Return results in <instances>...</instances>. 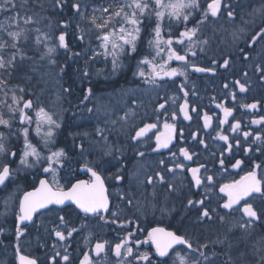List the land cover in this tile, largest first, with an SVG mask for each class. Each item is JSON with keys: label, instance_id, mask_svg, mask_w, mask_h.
I'll use <instances>...</instances> for the list:
<instances>
[{"label": "snow or ice", "instance_id": "snow-or-ice-1", "mask_svg": "<svg viewBox=\"0 0 264 264\" xmlns=\"http://www.w3.org/2000/svg\"><path fill=\"white\" fill-rule=\"evenodd\" d=\"M50 8L56 15L62 18L57 21L59 35L54 36L50 32L42 30L41 25L47 18L42 16L45 9ZM240 5H233L231 0H210L206 8H201L200 0H51L49 5H45L42 0H0V190H6L9 185H14L19 191L21 181H28L32 178L31 190H24L22 196L16 197L18 203L17 211L14 215V235L17 241L15 246V259L17 264H40L37 257L23 254L20 241L25 236L30 224H34V217L44 216L48 213H55L58 223L51 229V235L56 238V243L52 245L54 255L50 257V264H71V258L67 247L64 254L56 251V244L64 242L67 244L74 234L88 227L86 221L95 218L102 221L115 233L112 240H97L89 252H84L79 264H99L96 258H115L114 264H217L221 255L227 257L221 264H237L231 254L232 245L228 242V234H223V238L216 240L199 241L193 240L186 232L180 229L170 230L168 227H150L145 229L142 224L136 223L138 216L129 218L122 215L119 205L110 202V193L105 186L104 172L107 171L110 160L106 157H114L113 146L108 142L109 131L107 128L97 127L95 129L98 139L93 141L95 145H103V149L97 154L96 159L85 160L84 170L90 174V179H77L75 183L69 181L66 185L60 183V171L65 168L68 161L67 152L63 148H56V134L62 127L60 117L50 112L43 106L39 97L29 98L30 93L26 87L17 84L10 88V79L14 72L22 70L29 64H34V55H29L33 46L39 50V59L47 60L49 65H56V56L60 50L71 59H79L82 55L90 60L103 57L106 61L111 57L112 71L116 72L123 67V59L138 54L140 45L146 44L148 54L142 56L136 65L134 76H138L144 83L157 87L162 86L161 82L171 80L175 83V78H188L187 69L191 66L195 72L215 73L217 68L225 70L231 67V60L224 58L222 63L216 59L211 61L215 67L197 66L190 57H197L196 48L204 51V46L209 44L208 38H202V26L209 21H215L223 17L232 26L231 35L236 50L244 62H248L251 52L255 51L257 45L264 41V0L259 8H252L245 13L242 9L237 11ZM70 15L63 17L65 10ZM199 11V18L195 19L192 27L189 23L194 19V12ZM248 17L246 19L245 17ZM260 24H256V19ZM177 25L182 26L180 30ZM51 28L48 20L46 25ZM175 28V33L173 29ZM70 38H74L84 44L83 52L72 50ZM238 41H243L244 47H240ZM95 43V47L92 45ZM91 53L90 56L88 54ZM173 61L180 62L179 67H171ZM88 61H85L87 66ZM254 73L258 74V79L264 82V53L260 55L259 62H255ZM145 68L149 69L148 71ZM63 72V68H61ZM88 75L87 67L83 73ZM245 81L248 73L244 72ZM224 89H229V84L223 85ZM232 89H238L239 93L249 91L246 82L236 79L232 81ZM178 90L183 93V103L178 105V111L171 112L166 108L168 101L159 103L154 109L155 122L144 123L142 127L135 130L131 136L132 141H140L149 132L158 129L160 122H163V132L157 131L155 134L156 146L153 151L161 148H169L173 140L179 136L183 138L182 130H177L175 121L178 113L183 114L184 120H191L190 111L199 112L195 106H190L189 91L185 84L178 85ZM63 93L70 94L71 88L62 89ZM11 93V95H9ZM92 89L87 90L84 100H88L92 95ZM193 95L195 91L193 90ZM227 97L236 101L237 92L229 90ZM135 102V101H133ZM83 103V101H81ZM175 103V100H173ZM257 103L242 104L241 107L255 110ZM216 107L223 112V118H218V128L215 139L224 142V150L220 152L218 164L220 169L227 171L225 153L232 156L233 148L240 147V140L235 139V143L230 142L227 131L237 133L241 131V122L233 116L235 109L226 106L224 103H217ZM87 112H92V108L85 105ZM34 113V115H32ZM128 113H125L121 120H126ZM233 117L235 122L229 121ZM204 121L203 128L211 127L212 116L207 112L201 117ZM169 120L172 122L170 123ZM115 124L116 121H111ZM19 127H16V125ZM228 124L227 130L222 126ZM251 124L264 126V115L258 119H252ZM32 125H35L34 129ZM15 129V130H14ZM31 131L39 137L37 143L30 139ZM88 136V133H83ZM253 133L243 131V137L247 140ZM22 137V147L13 150L10 138ZM193 139L204 145L203 139L193 134ZM255 141L264 143V137L255 135ZM80 155L83 157L86 152L92 154V146L86 149L83 144L77 145ZM55 149V150H53ZM259 150V149H258ZM120 152L119 148L115 149ZM245 153L251 152L252 148L244 149ZM140 157L144 156L139 152ZM173 164L166 167V172L175 173L177 170L184 171L186 165L184 161L193 160L195 153H190L185 147L179 148V153H171ZM215 155V153H213ZM232 169H240L243 160L234 159L231 162ZM165 165V161H160ZM264 168V164H255L254 168L239 180L224 183L219 186V193L223 194V203L217 206L228 210L225 215H220L216 208L205 205V198L198 200L188 199L187 206L199 207L197 222L212 221L215 216L221 224L234 211L241 215L233 217V223L228 228V233L233 229H239L246 237L252 241L253 252L258 254L259 260L256 264H264V232L257 233L258 226L264 225V176L258 177L256 169ZM208 172L205 164L196 167H189L187 171L191 173V182L194 187H205L210 191L215 187V176L201 175ZM49 176L51 180H49ZM111 179L121 182L125 179L120 170L111 176ZM165 184V175L156 172L146 178V184ZM167 190L172 192L175 185L167 183ZM155 196V193H152ZM226 197V198H225ZM118 199L125 208H136L140 210L142 202L137 200L132 193H120ZM147 199V197H145ZM259 199L260 205H255ZM13 196L9 194L4 198L5 213L9 210V205ZM237 208L236 206L241 205ZM74 205L80 213L84 214L80 227L66 219L62 215L65 205ZM153 207L155 205L153 204ZM115 209V210H113ZM166 211L167 209H161ZM135 223V230L132 225ZM5 229L0 227V233ZM48 231V229H45ZM140 233L144 238H140ZM227 247L221 252L215 250V245H225ZM145 245L148 247L145 248ZM210 245L212 247L210 248ZM47 246V245H44ZM57 257L60 261H57Z\"/></svg>", "mask_w": 264, "mask_h": 264}, {"label": "flooded vegetation", "instance_id": "flooded-vegetation-1", "mask_svg": "<svg viewBox=\"0 0 264 264\" xmlns=\"http://www.w3.org/2000/svg\"><path fill=\"white\" fill-rule=\"evenodd\" d=\"M210 0H200L201 8H206ZM233 5H240V8L247 13L252 8H259L262 0H231ZM70 15L66 9L63 17L67 18ZM53 19L60 17L55 14V11L50 15ZM199 18V11L194 12V19L189 23L188 27H192L195 19ZM248 19V17H245ZM256 24H260V20L256 19ZM180 30L182 26L177 25ZM175 33V28L173 29ZM232 26L230 23L221 17L215 21H209L202 26V38H208L209 44L204 46V51L201 52L197 47V57H190L197 66L200 67H215L211 64L213 59L218 63H222L224 58L231 60V67L227 70L217 68L213 74L211 72H195L190 66L187 69L188 78H175V83L171 80L161 82L162 86L157 87L152 84L144 83L141 78H137L133 73L136 71V65L142 56L148 54L147 45L141 44L140 51L131 57L123 59V67L116 72L112 71L111 57L107 61L103 57L96 60H90L87 56H81L79 59H71L65 55L63 50L57 54V59L64 61L63 69V89L71 88L70 94L64 93L65 107L67 110L66 126L64 130L63 149L67 152L68 161L64 169L60 171V183L66 185L69 181L75 183L77 179L89 180L90 174L84 170L85 160L97 158V154L103 149V145H95L93 141L98 139L95 133L97 127L107 128L108 142L113 146L114 157H106L110 160L108 169L104 172L105 186L110 193V202L119 205L123 210L122 215L133 218L138 216L139 220L136 223L142 224V227L149 229L150 227H168L170 230L180 229L181 232H186L193 240L201 242L208 240H216L218 237L223 238V234H228V242L232 245V256L237 261V264H256L259 260L258 254L253 252L252 241L249 240L244 233L239 229H233L228 233V228L233 223V217L238 218L241 213L234 211L231 216L226 218L224 224L214 216L212 221L197 222L199 215V207L187 206V200H198L205 198V205L211 208H216L220 215H225L228 210L218 207V204L223 203V194L219 193V186L224 183H229L234 180H239L246 172L252 170L255 164H264V143L255 141V135L260 134L264 137V126L251 124L252 119H258L264 115V82L258 79V74L254 73V63L259 62L260 55L264 53V41L256 46L255 51L251 52V57L248 62H244L236 50V44L233 43L231 35ZM59 35V30L57 36ZM72 50L83 52L85 45L70 38ZM240 47H244L243 41H238ZM95 47V43L92 45ZM91 53L88 54L90 56ZM88 61L87 66L85 61ZM171 67H179L180 62L173 61ZM87 67L88 75L83 73ZM146 71L149 69L145 68ZM248 73V78L245 81L243 73ZM240 79L246 82L249 86V91L239 93L238 89H232V81ZM185 84L186 90L189 91L190 106H195L199 112L193 113L191 120H184L183 114L178 113V118L175 121L177 130H182L183 138L177 136L173 140L169 148H161L158 151H153L156 146L155 134L157 131L163 132V122L161 121L158 129L149 132L148 135L140 141H132L131 136L135 134V130L142 127L144 123L155 122L154 109L159 103H163L166 99L168 103L166 108L171 112L178 111V105L183 103V93L178 90V85ZM229 84V89H224L223 85ZM16 85L10 86L14 88ZM92 89V95L88 100H84L87 95V90ZM136 88V89H135ZM193 90L195 95H193ZM229 90L237 92L236 101H232L227 97ZM125 92L127 102L119 108V93ZM134 92V93H133ZM11 95V93H9ZM175 100V103H173ZM83 101V103H81ZM135 101V102H133ZM257 109L251 110L241 107L242 104L257 103ZM217 103H224L226 106L233 107L235 111L233 116L241 122V131L232 133L227 131L230 142L235 143V139L240 140V147H234L232 156L229 157L225 153L227 171L220 169L218 159L220 152L224 150V142L215 139L218 128V118H223V112L216 107ZM85 105L92 108V112L85 110ZM119 109V110H118ZM207 112L212 116L211 127L203 128V113ZM128 113L126 120H121V117ZM229 121L235 122L233 117L228 118ZM116 123L112 124L111 121ZM171 123L172 121L169 120ZM16 127H19L17 124ZM228 124L222 126V129L227 130ZM6 130V129H5ZM15 130V129H14ZM243 131L253 133L247 140L243 137ZM87 132L88 136L83 133ZM197 134L198 138L203 139L207 144V149L204 145L198 143V140L193 139V134ZM22 144V137L18 140ZM83 144L86 149L92 146V154L88 152L82 157L77 145ZM185 147L190 153H195L193 160L184 161L183 157L179 159L186 165L184 171L177 170L175 173L166 172V167H171L173 164L172 152L179 153V148ZM251 147L252 151L245 153L244 149ZM119 148L120 152L115 149ZM19 149V146L13 147V150ZM259 149V150H258ZM139 152H143L144 156L140 157ZM215 153V155H213ZM234 159L243 160L244 163L240 169H232L231 162ZM164 160L165 165H161L160 161ZM199 164H205L208 172L204 173L201 169V175L215 176V187L210 191H206L205 187L196 188L191 182V173L187 171L189 167H196ZM120 170L125 179L117 182L111 179V176ZM258 177L264 176V168L256 169ZM156 172H161L165 175V184L154 183L153 185L146 184V178ZM49 180L51 177L49 176ZM167 183L175 185V190L169 192ZM32 178L28 181H21L19 185L20 193L24 190H31ZM4 191V190H0ZM132 193L136 199L141 201L140 210L136 208H125L122 202L118 199L120 193ZM155 196H152V193ZM21 194V196H22ZM147 197V199H145ZM226 198V197H225ZM153 204L155 207H153ZM236 206L237 208L242 207ZM255 205H260L259 199L255 201ZM161 209H167L162 211ZM115 210V209H113ZM66 216L77 227H80L83 213H80L74 205H65L64 211L60 213ZM14 221V220H13ZM58 223L55 213H48L44 216L37 215L34 217V224H30L25 236L21 239L20 245L25 255H31L39 258L40 264H50V257L54 255L52 245L56 243V238L51 235V229ZM87 228H84L79 235L74 234L67 244L60 242L56 244V251L64 254V249L67 247L68 254L71 258V264H79L83 258L84 252H89L97 240H112L115 233L102 221L95 218L88 219ZM135 230V223L132 225ZM12 231V236L6 240L9 249L15 254L16 239L14 235V222L8 227ZM48 229V231H45ZM207 229V233H204ZM257 233L264 232V225L258 226ZM140 238H144V234L140 233ZM47 245V246H44ZM148 246L145 245V248ZM212 245H210V248ZM225 245H215V250L219 253ZM15 258V256H14ZM60 261V258H56ZM99 264H114L115 258L108 257L96 258ZM227 257L221 255L217 264H221ZM15 264L17 261L15 259ZM63 264V261H60Z\"/></svg>", "mask_w": 264, "mask_h": 264}, {"label": "rangeland", "instance_id": "rangeland-1", "mask_svg": "<svg viewBox=\"0 0 264 264\" xmlns=\"http://www.w3.org/2000/svg\"><path fill=\"white\" fill-rule=\"evenodd\" d=\"M42 2L47 6L51 3V0H42ZM51 12L53 13L54 10L46 7L45 11L42 13V16L47 19L45 20L44 24L41 25V27L43 31L50 32L54 36H57V32L59 30L57 26L58 20L56 21V19H53L50 16ZM48 20H50L51 22V28L46 26ZM29 55H34V64H29L22 70L14 72L10 80H13V82L14 80H16L14 82V85L19 84V86L21 87H26L31 94V98L35 99L36 97H39L40 102L43 106H46V108L50 112L55 113L60 117L62 127L57 131L56 134V148H63V133L66 126L67 116L64 93L62 91L64 85L63 72H61V68L64 69V64L61 65L57 58L56 65H49L46 59H39V50H37L35 46H33V50L29 53ZM62 62L64 63V61ZM137 78L139 77L137 76ZM125 94V92L119 93L120 110L122 106L127 102ZM2 98L3 96L1 97V99ZM122 102L123 104L121 106ZM32 115H34V113H32ZM34 127L35 125H32L33 129ZM0 131L7 132V130L3 128H0ZM30 139L33 140V143H37L40 138L36 136L34 131H31ZM10 143L12 147H15L16 144L17 146H19V148L22 147V144L20 146L16 137H11ZM20 192V190L17 191V188L14 185H9V188L4 190L3 192L0 191V227H3L5 229L3 233H0V264H15V254L12 250L9 249V246L7 245L8 242L6 240L9 238V236L13 235L12 231H9L8 227L14 220L13 213L17 211L16 205L18 203L16 197L21 196L22 193ZM9 194L13 196V200L9 205V210L7 211V213H5L4 198ZM204 233H207V229H205Z\"/></svg>", "mask_w": 264, "mask_h": 264}, {"label": "trees", "instance_id": "trees-1", "mask_svg": "<svg viewBox=\"0 0 264 264\" xmlns=\"http://www.w3.org/2000/svg\"><path fill=\"white\" fill-rule=\"evenodd\" d=\"M62 17L60 16V17H58V18H55L56 19V21L57 20H59V19H61ZM0 19H2V17H0ZM59 60V62H60V64L61 65H63L64 63L62 62L63 60L62 59H58ZM16 80H14V82H15ZM14 82H13V80H10V84H9V87L10 86H12V85H14ZM3 95H2V93H0V99H1V97H2ZM29 98H31V97H29ZM14 222V221H13ZM12 222V223H13Z\"/></svg>", "mask_w": 264, "mask_h": 264}, {"label": "water", "instance_id": "water-1", "mask_svg": "<svg viewBox=\"0 0 264 264\" xmlns=\"http://www.w3.org/2000/svg\"><path fill=\"white\" fill-rule=\"evenodd\" d=\"M67 205V204H66ZM64 207V206H63Z\"/></svg>", "mask_w": 264, "mask_h": 264}]
</instances>
